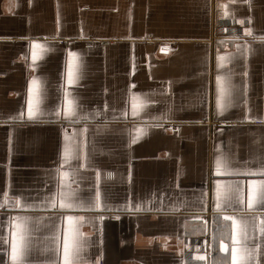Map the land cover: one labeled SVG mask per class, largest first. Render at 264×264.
Listing matches in <instances>:
<instances>
[{"label":"crops","instance_id":"crops-1","mask_svg":"<svg viewBox=\"0 0 264 264\" xmlns=\"http://www.w3.org/2000/svg\"><path fill=\"white\" fill-rule=\"evenodd\" d=\"M261 191L264 0H0V264H264Z\"/></svg>","mask_w":264,"mask_h":264},{"label":"snow or ice","instance_id":"snow-or-ice-1","mask_svg":"<svg viewBox=\"0 0 264 264\" xmlns=\"http://www.w3.org/2000/svg\"><path fill=\"white\" fill-rule=\"evenodd\" d=\"M32 55H33V59L35 60L36 59V53L33 52ZM76 55H77L76 53H71V52L69 53L70 57H75ZM71 65H72V61L70 60L68 73H67V83L69 85H72L75 83V80L73 78V71H72ZM218 83H219V77H218ZM31 91H32V89L30 87L29 88L30 94H31ZM222 91H223V89H221V92ZM65 95L67 96V93ZM71 103H72L71 101H67V104L65 106V114L66 115H71V112H72V109L70 107ZM218 105H219V101H218ZM132 107H133V115H135L136 110H137V104L135 103V99H134ZM28 115H29V117H32L34 115V112L32 110V106H31V99L28 100ZM216 166H217V168L220 166L219 160L216 161ZM253 183H255V182H253ZM260 196H261V198H264V191L260 192ZM97 197H99V192H97ZM252 201H253V195L250 192V195H249V205L250 206L252 204ZM61 207H65L63 201H61ZM68 207H71V205H68ZM24 219H27V218H24ZM73 219H74V217H72V216L67 217L68 221H72ZM225 219L226 220H234L233 217H225ZM235 227H236V225L234 223L233 228H235ZM16 228L18 231L13 233V237H12V260L13 261L18 260L19 256L22 254V250L24 247L23 225L17 224ZM72 247H73V237L66 234L65 238H64V264H70L69 256H70V251H71ZM233 264H236L235 249H233Z\"/></svg>","mask_w":264,"mask_h":264},{"label":"built area","instance_id":"built-area-1","mask_svg":"<svg viewBox=\"0 0 264 264\" xmlns=\"http://www.w3.org/2000/svg\"><path fill=\"white\" fill-rule=\"evenodd\" d=\"M216 127H217V125L215 124L214 128H216Z\"/></svg>","mask_w":264,"mask_h":264}]
</instances>
